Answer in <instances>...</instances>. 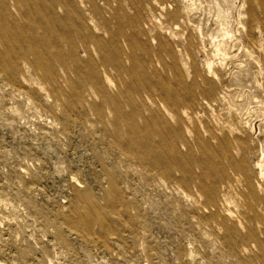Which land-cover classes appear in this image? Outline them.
Listing matches in <instances>:
<instances>
[{
	"label": "rangeland",
	"instance_id": "1",
	"mask_svg": "<svg viewBox=\"0 0 264 264\" xmlns=\"http://www.w3.org/2000/svg\"><path fill=\"white\" fill-rule=\"evenodd\" d=\"M0 264H264V0H0Z\"/></svg>",
	"mask_w": 264,
	"mask_h": 264
}]
</instances>
